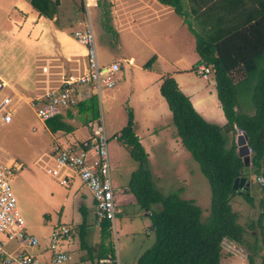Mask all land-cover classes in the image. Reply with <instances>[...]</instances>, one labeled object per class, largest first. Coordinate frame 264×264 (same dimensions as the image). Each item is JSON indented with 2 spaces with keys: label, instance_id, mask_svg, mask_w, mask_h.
Masks as SVG:
<instances>
[{
  "label": "crops",
  "instance_id": "crops-1",
  "mask_svg": "<svg viewBox=\"0 0 264 264\" xmlns=\"http://www.w3.org/2000/svg\"><path fill=\"white\" fill-rule=\"evenodd\" d=\"M87 1V6H84V0H58L56 13L52 18H47L33 9L28 0H0V14L2 15L0 17V82L3 83L0 86L3 92L0 95V101L3 97L10 99L5 109L10 119L5 122L0 118V126L8 130L24 132L28 130L26 122L31 118L33 122L32 131L29 132L32 149L30 152L31 156L39 153L38 157L55 147L76 144L87 136L90 124L95 121L96 117L92 100L94 90L88 85L73 86L71 93L76 102L55 116V119L62 123L63 128L53 133L48 130L45 121L42 122L35 116L32 101L42 93L45 87H48L40 80L42 75H39V66H58L57 63L60 60L68 62L73 60L74 64L66 62L68 65L71 64V69L78 72L84 71V49L72 38V32L83 28L88 21L94 39L96 38L95 45L99 63L108 64L117 61L118 71L124 68L121 77H126L130 82V95L125 103L129 104L131 109V128L143 151L142 138L147 143L146 145L157 151H169L168 154H164V157L159 154L151 155L147 166L145 164L154 187L159 191V187L172 184L171 192L178 191L181 198L190 199L194 204L199 205L200 195L196 193L198 165L196 163L195 167L190 154L180 143L175 128L171 131L169 127L171 113L158 90L161 80L169 76L173 78L177 88L189 99L194 110L205 121L216 125L225 123L216 98L213 76L209 74L203 79L196 73L194 67L198 60L194 36L183 19L190 23L192 29L197 30L196 14L191 12L186 0H182L183 16L177 15L172 7L157 0ZM21 13L23 16L20 15ZM244 21L246 22L243 27H246L247 23L257 22L247 31V35L244 34L249 39L248 47L253 48L254 44H264V17L233 19L235 25ZM233 47H238L236 41ZM261 51L264 56V48ZM150 59L151 62L148 63ZM240 67L241 65L237 66L231 72L232 83L235 86L234 110L244 115H252L255 110L252 99L255 79L245 80ZM139 70L146 73L139 76V82L134 86L131 77L135 71ZM52 78L55 80L57 76ZM163 118H166V121L161 123ZM262 144L264 150V128ZM19 149L17 146L15 153ZM6 159L21 165V162H16L14 157ZM36 161L37 157L33 163ZM164 162L169 165L167 170L162 169ZM244 167H247L244 172L246 170L249 172L248 165ZM263 169L264 155L261 160V170ZM30 181L31 179L25 181L24 190H30ZM247 183L246 188L249 189L252 203L258 202L259 204L262 194L259 185L255 182V177L253 179L250 176ZM71 185L65 188L68 190ZM122 188L124 192H129L127 184ZM119 196L120 194L115 202L116 207L119 205ZM122 200L125 203L134 202L126 197ZM64 202L65 200H62L58 206L63 207ZM157 206L154 205L153 208ZM78 210L81 221L61 246L69 255L65 264H71L69 263L71 255L77 256L79 264H96L98 258L109 254H106L105 249H101L100 241H94L93 246L96 251L94 254L91 253L87 225L92 223L97 227L98 232L100 228L96 224L93 212L87 220L88 212L82 204L78 205ZM144 212L149 215L146 210ZM80 228L83 230L81 241L78 238ZM33 235L38 238L39 245L36 248H26V250L38 255L41 259H46L49 255L45 248L47 237L43 239L42 235ZM16 248L17 244L14 242L4 245V249L8 252ZM111 259V262H114L113 258ZM1 264L4 263L1 262Z\"/></svg>",
  "mask_w": 264,
  "mask_h": 264
},
{
  "label": "trees",
  "instance_id": "trees-1",
  "mask_svg": "<svg viewBox=\"0 0 264 264\" xmlns=\"http://www.w3.org/2000/svg\"><path fill=\"white\" fill-rule=\"evenodd\" d=\"M172 7L177 15L183 16L182 0H157ZM191 12L196 14L198 29L188 30L193 34L198 60L194 66H210L219 107L225 119L222 125L205 121L192 107L189 99L177 88L173 78L166 76L159 84V93L164 98L171 113V123L180 143L197 163L206 179L210 202L207 216L201 218V210L190 199L181 198L178 191L161 194L153 185L145 167V153L138 138L133 133L132 117L127 114L125 124L119 129V140L130 158L141 163L130 172L128 191L140 209L149 213L153 224L150 233L151 245L136 258L135 264H221V244L224 239L239 245L243 241V227L236 221L230 199L239 195L252 205L248 188H232L233 180L239 176H262L261 160L264 155L262 131L264 128V64L262 49L264 44H254L249 48L247 31L257 22L243 27L246 21L235 25L233 19L239 17H264V0H186ZM30 6L41 15L52 18L56 13L58 0H28ZM257 40V39H253ZM236 41L238 47H233ZM151 59L148 60V63ZM241 65L245 80L255 81L252 99L255 110L252 115H244L234 110L235 86L231 72ZM262 82V83H261ZM46 127L53 133L62 130L63 125L55 117L45 120ZM239 129L250 148L248 168L244 172V161L237 155L235 135ZM264 189V187H263ZM264 193L261 196L256 224L261 227L264 218ZM154 205H158L153 208ZM108 220L99 222L100 239L109 229ZM78 238H83L79 229ZM261 243L264 248V238ZM248 264H264V252L259 262L247 255ZM110 264H115L111 262Z\"/></svg>",
  "mask_w": 264,
  "mask_h": 264
},
{
  "label": "rangeland",
  "instance_id": "rangeland-1",
  "mask_svg": "<svg viewBox=\"0 0 264 264\" xmlns=\"http://www.w3.org/2000/svg\"><path fill=\"white\" fill-rule=\"evenodd\" d=\"M20 15L23 16L22 13ZM24 16H26V13H24ZM92 25L94 29L93 20ZM66 62L68 61L60 60L57 63L58 66H39V75H42L40 80L46 83L48 87H56L66 76H76L79 72L76 70V74V71L71 69V64L75 62L69 60L68 63H71L69 65ZM117 72L114 75L115 83L111 88L101 89L99 95L95 90L93 91L92 100L95 105L94 116H96L93 122H97L102 118L105 131L110 137L107 141V154L110 162L111 181L119 187H125L129 180L130 172L142 164L130 158L123 144L112 137L125 124L127 114H131L129 104L125 103L130 95V82L126 77H121L124 68ZM145 73L143 70L134 72L131 77L134 81V86L139 82V76ZM53 76H57V78L53 80ZM72 89L73 87L71 91ZM2 93V90H0V95ZM164 121H166V118L161 119V123ZM32 122L31 118L26 122L28 130L24 132L14 129L8 130L0 126V155L3 158L14 157L16 162H21V169L12 177L11 190L16 200L17 209L24 219L27 231L42 235L44 239L48 237L51 228L56 224H62L70 230L75 229L81 221L78 210L79 204H82L86 212H88V220L93 212V204L88 189L79 179H74L71 187L67 190L45 173L42 159L38 157L39 153L36 156H31L30 151L32 149L29 132L32 131ZM169 127L171 131H174V127L170 122ZM141 140L144 145L146 166L151 155L157 156L159 154L164 157V154L169 152L167 150L157 151L146 145L147 143L143 138ZM17 146L20 149L15 153ZM249 155L250 152H248V158ZM36 157L37 161L33 163ZM192 161L196 167V162L193 159ZM168 168V163L164 162L162 169L167 170ZM197 171L196 193L200 195L198 206H200L201 218H204L209 212L210 191L206 179L199 170ZM29 179H31L30 190H24ZM166 187H159V192L162 194L171 192L172 184ZM124 197L133 201V197L129 192L125 191L120 194L119 205L115 207L118 213L115 215L113 222L110 223L104 238L100 239L96 226L92 223L87 225L88 243L92 254L96 251L93 246L94 241H100L101 249L107 251L106 254L113 258L115 264H135L140 252L144 248H148L153 241V236L149 230L151 223L149 216L145 214L144 210L140 209L134 202L125 203L122 200ZM62 200H65L63 207H59L58 205ZM230 205L236 215L237 223L243 227V241L239 245L224 239L221 244L220 262L221 264H248L247 255H251L254 263H258L260 255L264 252L261 243L262 237L264 238V218L262 219L261 227L256 224V219L262 209L259 207L258 202L250 205L239 195H235L230 199ZM69 263L79 264L77 256L71 255Z\"/></svg>",
  "mask_w": 264,
  "mask_h": 264
},
{
  "label": "built area",
  "instance_id": "built-area-1",
  "mask_svg": "<svg viewBox=\"0 0 264 264\" xmlns=\"http://www.w3.org/2000/svg\"><path fill=\"white\" fill-rule=\"evenodd\" d=\"M87 4L88 1L84 0V6ZM72 38L84 49V71L76 76H66L56 87H45L32 101L35 116L42 122L75 104V98L71 93L74 85H88L99 94L101 89L111 88L115 83L114 75L119 70V64L117 61L108 64L99 63L94 34L88 21L83 28L73 30ZM210 72L211 68L208 65L200 64L196 67V73L203 79ZM2 85L3 83L0 82V86ZM9 102L8 97H3L0 101V118L5 122L10 119L7 110L5 111ZM238 134L242 132L236 129V135ZM112 137L117 140L119 133H114ZM109 138L100 118L90 124L89 133L78 143L55 147L39 157L42 159L45 173L58 185L67 187L77 178L88 189L97 225L101 220H108L109 224L113 222L118 213L115 208L116 199L124 192V188L113 184L110 178V162L107 154ZM248 152H250L249 147ZM20 168V164L0 155V260L4 264H65L69 255L61 246L72 230L62 224L54 225L49 232L45 245L49 253L46 259H41L26 250V248L38 247L39 241L35 235L27 231L11 190L12 177ZM255 182L263 194V177L256 176ZM9 242L17 244V248L8 252L4 249V245ZM111 261L112 259L107 255L98 258L96 264H106Z\"/></svg>",
  "mask_w": 264,
  "mask_h": 264
},
{
  "label": "water",
  "instance_id": "water-1",
  "mask_svg": "<svg viewBox=\"0 0 264 264\" xmlns=\"http://www.w3.org/2000/svg\"><path fill=\"white\" fill-rule=\"evenodd\" d=\"M235 144L237 146L236 148L237 155L241 157L242 160L244 161V164L247 165L249 159H248V146L246 144L245 136L243 134L236 135ZM247 185L248 183L245 182V177L239 176L233 180L232 188L233 189L243 188V187H246ZM152 227H153V224L150 225L149 230H151Z\"/></svg>",
  "mask_w": 264,
  "mask_h": 264
}]
</instances>
